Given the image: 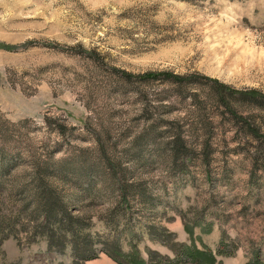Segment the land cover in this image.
Returning a JSON list of instances; mask_svg holds the SVG:
<instances>
[{"label": "rangeland", "instance_id": "1", "mask_svg": "<svg viewBox=\"0 0 264 264\" xmlns=\"http://www.w3.org/2000/svg\"><path fill=\"white\" fill-rule=\"evenodd\" d=\"M152 228L264 264V0H0V264H195Z\"/></svg>", "mask_w": 264, "mask_h": 264}, {"label": "trees", "instance_id": "2", "mask_svg": "<svg viewBox=\"0 0 264 264\" xmlns=\"http://www.w3.org/2000/svg\"><path fill=\"white\" fill-rule=\"evenodd\" d=\"M113 71L116 72L120 76V78H122L125 82H131L132 80L146 82L150 80L162 79L163 81L175 83L180 86H183L189 81L193 80L194 77H198L200 79H203L207 82L212 83L215 86L216 96L218 100L224 105H226V101L228 100V97H232L234 94H239L240 97H248L251 101H259L262 99V96H260V94L254 91H244L243 92V91L233 90L229 86L223 83H220L217 80L210 79L204 76H198L195 74L177 75L172 72H145L142 74L135 75V74H131L126 71H119L116 69H114ZM250 132L256 135L254 130H250ZM173 143L175 144V146L179 145L182 147L184 145V142L181 140L179 135L174 136ZM150 231L152 234H154L153 239L157 241L158 243H160L161 245L166 246L173 251H176L175 249L176 247L181 248L183 251L182 252L183 258H185L186 260L192 261L195 264H200V262L194 261L196 260L195 259L196 257H194L193 254H188V252L185 251L184 245L182 244L178 245L176 243L172 244L174 240L172 233H169L165 229L161 230V229H155V228L150 229ZM102 252L118 264H144V263L139 262V260L137 259V256L133 254H130V255L123 254L121 250L117 247V245L114 243L113 244L103 243ZM82 253L79 254L82 257V261L93 260L97 258V256L93 254L83 256ZM190 255H192V258ZM148 257H149V262L145 264H154V263L157 264L158 263L156 262V257H159V255L156 252L148 251ZM184 263L186 262L185 261L177 262V264H184ZM165 264H172V263L170 261L169 262L166 261Z\"/></svg>", "mask_w": 264, "mask_h": 264}]
</instances>
